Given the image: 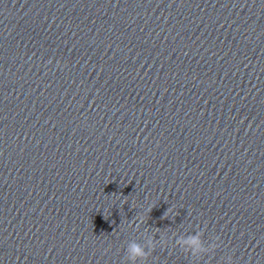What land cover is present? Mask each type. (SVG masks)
I'll use <instances>...</instances> for the list:
<instances>
[{"label": "water", "instance_id": "95a60500", "mask_svg": "<svg viewBox=\"0 0 264 264\" xmlns=\"http://www.w3.org/2000/svg\"><path fill=\"white\" fill-rule=\"evenodd\" d=\"M0 264H264V0H0Z\"/></svg>", "mask_w": 264, "mask_h": 264}, {"label": "clouds", "instance_id": "9594fccd", "mask_svg": "<svg viewBox=\"0 0 264 264\" xmlns=\"http://www.w3.org/2000/svg\"><path fill=\"white\" fill-rule=\"evenodd\" d=\"M191 243L193 245H196L199 243V239L198 237L192 238ZM128 254H129V258L132 261H135L137 259L143 258L146 256V253L144 252V250L137 244H132L128 249Z\"/></svg>", "mask_w": 264, "mask_h": 264}]
</instances>
